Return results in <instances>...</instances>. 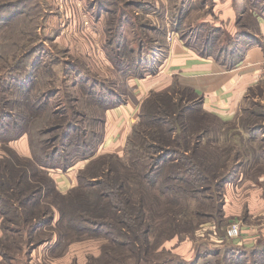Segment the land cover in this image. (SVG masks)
Instances as JSON below:
<instances>
[{"label": "rangeland", "instance_id": "rangeland-1", "mask_svg": "<svg viewBox=\"0 0 264 264\" xmlns=\"http://www.w3.org/2000/svg\"><path fill=\"white\" fill-rule=\"evenodd\" d=\"M258 18H264V0H0V181L6 180V185L0 186V196L9 197L12 202L16 198L15 190L24 193L26 189L36 188L35 179L39 178L32 176L36 173L54 180L58 178L62 191L58 190L66 193L77 184V174L89 161V157H74V162L65 169L37 164L36 158L44 159L50 148L61 149L62 140L58 130L46 132L58 118L49 119L41 129H36L28 121V108L30 111L37 108L39 113L47 107L55 111L64 108L68 113L61 123L66 122V118L72 119L77 127L69 139H84L83 130L87 124L92 123L98 129L93 115L99 117L118 95L125 98L122 93L126 92V78L152 68L154 57L156 63L161 60L165 40L181 39L197 51H206L214 57L219 56L221 61L232 63L254 38L248 33L258 27ZM235 49H238L237 57L231 54ZM39 72H45V77L38 79ZM45 94L51 97L38 102ZM75 97L81 98L78 103ZM254 99H248L247 111L243 110L232 120H223L208 112L194 95L187 97L186 106L178 113L158 111L156 116L170 121L173 128L177 121L181 122L180 128L186 124L191 128L190 123L197 125L198 128H191L194 132H189L188 139L193 138V141L197 140L202 126L208 130L204 133L200 154L205 156L203 150L207 152L205 169L208 174L214 171L215 176H206L199 182L192 181L196 179L192 177L190 183L181 185L192 189L196 197H189L187 202H192L195 209L199 205V214L206 213L194 233L186 230L185 218L178 221L180 215L176 208L182 209V206H169L165 196L157 199L164 201L159 205L152 199L154 211H150L154 218L148 221L152 225L143 224L141 219L131 222L146 229L150 226L146 241L161 242L158 250L165 252H157L151 264L169 258L171 261L166 264H264V240L250 247L234 246L233 238L225 236L231 222L237 221L241 226L247 222V215L226 220L218 227L211 207L215 205L216 209L220 204L223 213L227 183L245 171L246 164L252 160L250 152L245 154V141L249 140L247 136H260L263 129H250L249 124L251 119L257 123L264 120V101ZM90 111L91 120L85 124ZM100 117L103 119V115ZM32 121L35 124V118ZM21 130V135H15ZM171 138L178 140L169 142L165 137L164 147L169 146L171 152L166 161L177 155L180 157L185 151L177 143L180 139L175 133ZM45 143L48 148L42 147H46ZM69 143L63 148L73 149ZM141 153L155 155L158 152ZM155 162L151 167L157 168ZM51 163L52 160L47 164ZM168 163L172 164L155 176L156 188L179 184L162 176L172 171L177 161ZM13 164L29 171L22 184L14 182L18 169H7ZM84 174L90 181L93 175H100V169ZM227 174L230 180L224 183ZM53 198L52 191L48 194L37 192L28 200L29 220L36 223L30 227L27 223L17 227L0 215V264H149L141 259L144 254L135 246H131L132 251L110 249L105 227L87 222L86 227L97 231L92 232L74 227L77 221L68 223L64 219L61 222ZM13 206L0 203V209H8V214L16 210ZM187 209L192 210L189 206ZM172 220L178 221L176 227L170 224ZM3 226L9 229L3 230ZM120 239L125 238L120 236ZM137 242L142 243L140 239Z\"/></svg>", "mask_w": 264, "mask_h": 264}, {"label": "trees", "instance_id": "trees-1", "mask_svg": "<svg viewBox=\"0 0 264 264\" xmlns=\"http://www.w3.org/2000/svg\"><path fill=\"white\" fill-rule=\"evenodd\" d=\"M252 36L254 37L253 34ZM250 38L251 36H249V39ZM254 39L255 37L251 38L250 41ZM199 52L202 55H211L210 53H206V51ZM243 53L244 52H242V54L234 62L238 61L242 57ZM231 54L233 57H237L238 49H235ZM216 58L219 59V56ZM234 62L226 63L230 65ZM152 63L155 65H153L152 68L147 69L145 72H138L137 74L131 75L143 77L146 73L155 71V57L154 59H152ZM44 73L45 72H43V74H40L39 72L37 74L38 79L40 78V76L44 78ZM124 93L125 91H123L122 93L123 96ZM189 95H194L201 102V98L193 91L192 88L188 86H181L177 82H174L167 89L152 91L148 96H146L141 103L138 115L139 119L132 127V131L123 150V155L110 152L96 155L103 138V119L100 116L104 115V112H102L99 117L93 115L94 123L98 124V129H95L96 125L94 126L92 123H89L86 126L87 129L86 127H84L83 130L84 139L76 138L75 140H70L69 138L71 136V133L73 131H76L77 127H74L75 125L73 124L72 119H67L66 117L65 118L67 121L61 123L60 120H64V115L68 113L67 110L61 108L59 111H57V109L55 111L54 108L52 110H49L50 108L48 107L42 109L41 105L42 110L41 113H39L38 111H36L38 110L37 108H33L34 111H30V108H28V118H30V120L28 121L32 124V127H34L35 125L36 129H41L43 125L47 123V120L52 118L55 120L58 118V122L50 124L49 126H52V128L48 129L46 132H48L49 130H58V137L61 138L60 141L62 140L61 149L52 147L50 148L49 152H46V157L44 159L35 157L37 164L43 167H60L62 169H65L74 162V157H76V159H85L89 157V161L88 163H86L85 168H83L84 170L79 171V173L77 174V184L69 189L66 193H62L58 190L53 178L47 177L45 175V177H43L41 174L36 173L32 175H38L39 178L35 179V181L38 182L36 188L26 189L24 193L22 192V190H15L14 193H16V198L12 202L10 201L9 197L5 198L4 196H0V203L6 202L9 204V206H13L14 204L13 207H16V210L14 208V211H10V214H8V209H0V215L2 216L3 220L9 221V223L15 224L17 225V227H21L22 223H27L30 227V225L34 223L32 219L29 220L31 212H28L29 210H27L26 208L28 200H30L31 197L35 196L37 192L48 194L52 191L54 197L53 199L55 200L57 209L60 213L61 222L64 221V219L68 223L69 221H77L74 227L88 229L92 232L97 231H93L90 228L86 227L85 224L87 222L93 225H97L96 227H105L106 234L110 240V249L113 247L116 248L114 249V251H119L128 248L132 251L131 246H135V248L140 251V253L144 254V257L141 259L145 263L148 262L149 264H151L152 261L155 260V256L158 255L157 252H165L158 250L161 242H159L158 240L154 241V243L146 241V234L149 233L150 226L146 229V227L134 226L131 222H134L137 219H141L143 224L152 225V222L148 223L149 220H152L154 218L150 211H154L152 201L154 200L159 205L160 201L162 203L164 201L157 199L165 196L168 202L167 204L170 203L169 206H182V209L175 207L177 215H180V219L178 221H182L185 218L184 223L185 228H187L186 230L189 233H194L197 229L200 228L201 225H199V222L206 213L203 212L199 214L200 209L198 207L200 206L196 205L195 209L194 205L191 204L192 202H187V199L189 197H196H194V192H191L192 189L187 186L183 187L181 185L190 183V178L192 177H196V179L192 178V181L199 182L205 180L206 176H215L214 171L212 174H208L207 170L205 169V160L208 157L207 152L203 150L205 156H202V154H200L202 153V151L200 150V146L203 142L204 133H206L208 130L202 126L200 128L201 131L197 134V140L193 141V138L188 139V136L189 132H194V130H191V128H198L197 125H193L192 123H190L191 128L188 127V124L183 125V127L180 128L179 125H181V122L177 121L173 128L172 125H169L170 121H163L156 116L158 114V111H162L163 114H167V112H180V110L186 106L184 102H187V97ZM48 96L51 97V95L47 94L42 95L41 100L39 97L38 102L47 99ZM28 97L29 96H27L26 98L28 99ZM78 98L79 97H75L74 99L76 103H78L81 99ZM123 101L124 97L118 95L116 99L110 101V103L105 106L104 110L106 108L120 104ZM162 106L163 109H161ZM86 108L91 109L89 107ZM91 116L92 113L90 111L89 114L86 115L84 122L85 124L87 120L88 122H90ZM33 118H35V124L32 121ZM97 118L99 119L98 121L96 120ZM175 129L177 131H175ZM22 132V130L17 131L15 135H21ZM172 133H175V135L179 137L180 142L178 141L177 143H179L180 147L183 146L182 148L185 151L181 154L180 157H178L177 155L176 157L170 159V161H177V163L174 165V169H172V171H169L168 174H164L162 176L166 178L165 180H171L173 182H178L179 184L172 187L164 185V187H161V189L160 187L156 188V174L159 173L164 167L169 166L173 163H168L170 161H166V158L169 157V154L171 153L170 147H164L165 137H168L169 142H176L178 140L177 138H171ZM66 143H69L71 147L73 146V149L66 150L65 148H63L65 147ZM41 144H43V141L41 142ZM45 146L46 147H42L48 148L46 143ZM204 149L208 150L207 146H204ZM151 150L158 153L155 155L141 153V151L149 153L151 152ZM136 151H139L140 154L135 155ZM73 153H75L76 155H74ZM99 157L100 160H98ZM50 160H52V163L51 165H48L47 163ZM70 161L71 163H69ZM98 161L100 162L98 163ZM154 162L157 168L151 167ZM212 163L213 162L211 161L210 164ZM97 168L100 169V175H93L92 177H95L93 179L91 178L92 180H87V176L84 173L90 174V171H94ZM7 169L11 171L18 169L16 172L18 176L16 181H14L15 185H17L18 181L22 184V180H24V177L29 173L26 168H18L15 164H13L11 167L7 166ZM220 176H224V174H221ZM227 176V179L224 180V183L230 180V174H227ZM7 177L8 174L6 176V179ZM9 179H11V177H9ZM223 179L224 177L221 179L222 183ZM23 184L24 186H26L25 183ZM2 185H6V180L0 181V186ZM187 206L191 207L192 210L187 209ZM211 207L215 211V214L212 215L213 218L216 219L215 224L216 226L221 227V224H223L222 222H225V219L223 217L220 204L219 208L216 207L215 209V205H212ZM17 208L19 209L18 212ZM166 208L170 210V207L167 206ZM160 210L158 211V213L160 212ZM70 211L73 213V215H71ZM68 213L70 215H68ZM41 214L45 216L46 212L42 210ZM43 218L44 217H42V219L40 218V220H43ZM178 221L172 220L170 224H173V227H176L178 225ZM79 223H82L81 227L79 226ZM155 223L156 225L158 224V222ZM4 229L8 230L9 227L3 226V230ZM120 236L125 239H120ZM137 239H140L142 243L140 244L139 242H137ZM158 239L160 240V238ZM107 254L108 257L111 256L109 253ZM170 261L171 259L169 258L162 260L157 264H166Z\"/></svg>", "mask_w": 264, "mask_h": 264}, {"label": "crops", "instance_id": "crops-1", "mask_svg": "<svg viewBox=\"0 0 264 264\" xmlns=\"http://www.w3.org/2000/svg\"><path fill=\"white\" fill-rule=\"evenodd\" d=\"M257 26L250 30L255 39L247 43L242 57L230 65L212 55H202L181 39L165 40V53L156 63L155 71L143 77L129 75L124 101L105 110L103 138L96 155L107 152L122 155L138 121L142 101L152 91L167 89L174 82L192 88L201 98L203 108L223 120L235 119L243 110L247 111L246 102L251 97L263 103L264 18H258ZM254 121L251 119L249 128L263 130L260 136L250 135L245 141V154L250 152L252 160L245 171L227 183L223 204L225 221L247 215L239 237L232 240L234 245L245 247L264 240V120ZM55 181L59 188L58 178Z\"/></svg>", "mask_w": 264, "mask_h": 264}, {"label": "built area", "instance_id": "built-area-1", "mask_svg": "<svg viewBox=\"0 0 264 264\" xmlns=\"http://www.w3.org/2000/svg\"><path fill=\"white\" fill-rule=\"evenodd\" d=\"M263 71H264V60H263ZM241 233L240 223L237 221L231 222L226 228V235L229 238L237 237Z\"/></svg>", "mask_w": 264, "mask_h": 264}]
</instances>
